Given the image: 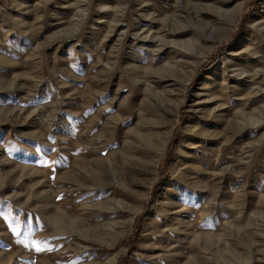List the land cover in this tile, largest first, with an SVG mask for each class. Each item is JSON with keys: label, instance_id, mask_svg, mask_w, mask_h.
I'll list each match as a JSON object with an SVG mask.
<instances>
[{"label": "rangeland", "instance_id": "1", "mask_svg": "<svg viewBox=\"0 0 264 264\" xmlns=\"http://www.w3.org/2000/svg\"><path fill=\"white\" fill-rule=\"evenodd\" d=\"M254 1L0 0V264H264Z\"/></svg>", "mask_w": 264, "mask_h": 264}, {"label": "trees", "instance_id": "2", "mask_svg": "<svg viewBox=\"0 0 264 264\" xmlns=\"http://www.w3.org/2000/svg\"><path fill=\"white\" fill-rule=\"evenodd\" d=\"M256 2H257V0L254 1V3H256ZM254 10H255V6L253 4V8L251 9V12L250 13H252ZM250 13L246 15V18H249L250 17ZM241 26H242V24H241ZM234 40L235 39H233L232 42ZM178 137H179V132H176L175 135H174V138L177 139ZM173 146H174V143L172 142L170 144V146L168 147L167 155L165 156V159H164V162H163V165L164 166L171 160V158H172V156L174 154ZM150 207L152 208V206H150ZM145 215H146V213H143L142 215H140L136 219V222H137V226H136V230H135V235L136 236L139 235V232H140L141 226H142V225H139L138 224V221H140ZM123 264H128L127 258H124Z\"/></svg>", "mask_w": 264, "mask_h": 264}, {"label": "bare ground", "instance_id": "3", "mask_svg": "<svg viewBox=\"0 0 264 264\" xmlns=\"http://www.w3.org/2000/svg\"><path fill=\"white\" fill-rule=\"evenodd\" d=\"M163 1L168 3L169 0H163ZM167 3L164 4V5H166V7H165V6L162 7V10H164V11H169V12H170L171 7H169ZM192 3H193V2H192ZM175 8H176V7H175ZM171 11H172V10H171ZM163 14H164V13H163ZM168 14H169V13H168ZM164 15H165V14H164Z\"/></svg>", "mask_w": 264, "mask_h": 264}]
</instances>
